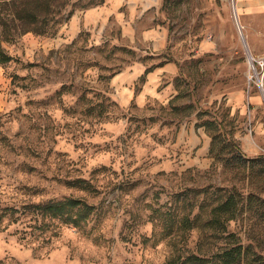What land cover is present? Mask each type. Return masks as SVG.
Listing matches in <instances>:
<instances>
[{"label":"rangeland","instance_id":"obj_1","mask_svg":"<svg viewBox=\"0 0 264 264\" xmlns=\"http://www.w3.org/2000/svg\"><path fill=\"white\" fill-rule=\"evenodd\" d=\"M248 1L69 0L53 36L2 42L0 264H221L226 189L227 233L264 256L244 162L264 154V9ZM65 198L92 206L79 225L31 207Z\"/></svg>","mask_w":264,"mask_h":264},{"label":"trees","instance_id":"obj_2","mask_svg":"<svg viewBox=\"0 0 264 264\" xmlns=\"http://www.w3.org/2000/svg\"><path fill=\"white\" fill-rule=\"evenodd\" d=\"M68 4L69 0H0V64L10 60V56L2 47V42H14L26 32L53 36L65 19L72 14V9L67 14L63 13ZM244 162L248 163L253 173L255 189L264 191V154ZM221 191H224L225 198L212 208V218L209 220L211 227L218 225L220 233H223L222 238L226 246L218 254L221 264H238L240 261L248 264L251 261L264 260L261 253L252 250L251 244L244 246L236 240L233 233H227L226 225L239 213V194L227 189ZM246 202L257 219L250 226L254 241L258 249H263L264 198L251 192L246 196ZM31 207L41 216L60 218L72 222L75 226L79 225L81 220H85L92 211V206L79 198L48 201ZM259 223L263 226H259ZM213 235L214 233H211V236Z\"/></svg>","mask_w":264,"mask_h":264},{"label":"crops","instance_id":"obj_3","mask_svg":"<svg viewBox=\"0 0 264 264\" xmlns=\"http://www.w3.org/2000/svg\"><path fill=\"white\" fill-rule=\"evenodd\" d=\"M108 3L112 6V7H116L118 6L121 2H123L124 0H107ZM132 1L134 0H129V2L132 3ZM107 4V2H106ZM247 5H249V7H262L264 9V0H249L247 2ZM104 9H103V13H104ZM100 13V12H99ZM96 14H98L97 10H89L86 14L87 16V20L91 21L92 19H96ZM106 14V13H105ZM104 14V15H105Z\"/></svg>","mask_w":264,"mask_h":264},{"label":"bare ground","instance_id":"obj_4","mask_svg":"<svg viewBox=\"0 0 264 264\" xmlns=\"http://www.w3.org/2000/svg\"><path fill=\"white\" fill-rule=\"evenodd\" d=\"M233 6H234V5H233ZM242 38H243V37H242V35H241L242 43H243L244 46H246L245 41H244V39H242ZM251 61H252V59L248 57V62H249L248 65H249L250 69H254V65L252 64ZM254 74H255V73H254ZM251 77H252V76H251Z\"/></svg>","mask_w":264,"mask_h":264},{"label":"built area","instance_id":"obj_5","mask_svg":"<svg viewBox=\"0 0 264 264\" xmlns=\"http://www.w3.org/2000/svg\"><path fill=\"white\" fill-rule=\"evenodd\" d=\"M251 58V57H250ZM253 60H254V58H252V61L251 62H253ZM253 64V63H252ZM262 85V84H261Z\"/></svg>","mask_w":264,"mask_h":264},{"label":"water","instance_id":"obj_6","mask_svg":"<svg viewBox=\"0 0 264 264\" xmlns=\"http://www.w3.org/2000/svg\"><path fill=\"white\" fill-rule=\"evenodd\" d=\"M233 5H234V2L232 1ZM234 14V13H233ZM243 39V38H242Z\"/></svg>","mask_w":264,"mask_h":264}]
</instances>
